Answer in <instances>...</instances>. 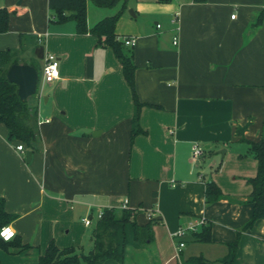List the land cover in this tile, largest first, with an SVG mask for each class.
Instances as JSON below:
<instances>
[{
	"label": "crops",
	"instance_id": "crops-1",
	"mask_svg": "<svg viewBox=\"0 0 264 264\" xmlns=\"http://www.w3.org/2000/svg\"><path fill=\"white\" fill-rule=\"evenodd\" d=\"M0 7L15 12L0 34V50L18 48L22 33L25 50L39 63L46 53L59 60V78L41 80L32 99L40 139L30 161L25 143L8 139L0 123V197L15 215L8 225L29 246L0 248V264H39L50 241L87 252L97 214L121 208L125 199L126 208L137 210L138 225L155 221L153 239L137 244L128 225L123 261L101 264H191L194 256L224 257L226 244L251 217L250 187L206 203L205 181L222 185L216 175L206 176L218 154L238 158L230 166L233 174L244 169L245 158L256 167L248 141L263 132L264 0H128L114 33L135 38L133 46L122 47L132 55L141 104L143 132L133 138L134 92L112 47L99 45L90 32L79 33L73 20L55 22L47 0H0ZM120 7L88 0V28ZM21 143L23 153L16 150ZM194 143L204 149L196 160ZM199 218L211 225L212 241L194 239L199 226L185 233L176 256L173 233ZM233 264H264V219L241 234Z\"/></svg>",
	"mask_w": 264,
	"mask_h": 264
},
{
	"label": "trees",
	"instance_id": "trees-1",
	"mask_svg": "<svg viewBox=\"0 0 264 264\" xmlns=\"http://www.w3.org/2000/svg\"><path fill=\"white\" fill-rule=\"evenodd\" d=\"M88 0H47L48 8L53 11L55 22L73 20L79 33L90 32L97 36L99 45L112 47L119 59L124 78L134 92L135 65L130 52L122 50L123 43L114 33L116 21L126 10L128 0H89L97 7L111 8L121 3L120 9L109 16L99 20L93 27L88 28L86 21V3ZM166 3L170 0H157ZM198 2L204 0H195ZM6 7H0V34L8 31L9 19L14 14ZM263 16L261 11L254 23L260 24ZM20 45L18 48H6L0 50V123L8 129V139H18L25 143L28 150H36L40 139L38 128L37 103L33 102V96L22 101L17 93V86L6 77V72L11 64H22L20 55L25 50L23 46V34H19ZM103 37V38H102ZM136 114L133 119L131 138L143 130L138 124V109L140 102L135 97ZM249 152L256 160V172L245 179L250 187L247 201L252 204V214L248 221L236 231V238L227 243L228 252L218 260H207L202 256H194L189 259L191 264H233L236 248L241 234L250 229L258 219H264V121L263 132L259 139L248 141ZM206 203H212L225 197L221 188L213 181L206 180L204 188ZM136 209L131 208H104L101 217L96 219L92 234L91 247L87 252H77L74 247L59 248L54 241H50L38 258L39 264H101L107 259L122 262L125 256V247L129 243L126 227L131 228L132 240L139 245L150 242L153 239L152 226L154 220L150 219L144 225H138L134 221ZM15 215L8 213L4 208V200L0 197V228L13 221ZM194 239L199 242H211V225L203 224L198 232L193 233ZM29 247L22 244L21 239L14 235L10 240L0 237V248Z\"/></svg>",
	"mask_w": 264,
	"mask_h": 264
},
{
	"label": "built area",
	"instance_id": "built-area-1",
	"mask_svg": "<svg viewBox=\"0 0 264 264\" xmlns=\"http://www.w3.org/2000/svg\"><path fill=\"white\" fill-rule=\"evenodd\" d=\"M234 15H232L233 17ZM176 21V17L172 19V22ZM160 25L157 24V27ZM119 40L122 41V43L125 46H133L135 42V38L132 36H123L121 38H118ZM39 41H41V38H39ZM173 45H178V37L174 36L172 40ZM59 78V60L56 56L53 54L46 53L43 56V67H42V73H41V80L44 83H50L53 82L54 80ZM16 150L20 152H24V146L23 143L18 144L16 146ZM204 152V149L201 145L198 143H194L191 147V157L193 160L198 159ZM127 200L125 199L123 203L121 204V208H126ZM102 212H99L96 216V219L101 217ZM84 224L89 225L92 222V218L89 216H86L83 218ZM205 224V221L203 218H199L197 222H192L186 227H179L176 232L173 233V238L177 241L175 243V250H176V256H178L179 252L181 249L184 247V242L182 240L183 236L185 235L186 232L189 231H195L197 227ZM11 231L12 235L7 236V231ZM15 235V231L12 229L10 225H5L0 228V237L7 241L13 238Z\"/></svg>",
	"mask_w": 264,
	"mask_h": 264
},
{
	"label": "rangeland",
	"instance_id": "rangeland-1",
	"mask_svg": "<svg viewBox=\"0 0 264 264\" xmlns=\"http://www.w3.org/2000/svg\"><path fill=\"white\" fill-rule=\"evenodd\" d=\"M20 61L25 62L28 64L33 65L37 71H38V86H37V91L41 89V73H42V63H39L37 58L34 56L32 52H28L27 50H24L21 55H20ZM45 88V87H44ZM35 95V94H34ZM33 96V95H32ZM217 162L216 166L212 168L210 171L207 173V179H210L211 174L216 175L215 177H219L218 180L220 181V184H222L221 190L224 195H227V197H231L233 193L235 192H241L245 191L248 189V186L246 184L245 179L247 177H250L251 175H254L256 172V167L253 163V160L251 158H245V160L242 162V167L244 169L238 170L236 172H232L230 166L233 164V166H236L237 163L239 162L237 157H230L228 154L227 156H222V154H218L217 156ZM252 163V166L250 167ZM212 180H214L212 178ZM226 191V192H225ZM96 215V214H95Z\"/></svg>",
	"mask_w": 264,
	"mask_h": 264
},
{
	"label": "water",
	"instance_id": "water-1",
	"mask_svg": "<svg viewBox=\"0 0 264 264\" xmlns=\"http://www.w3.org/2000/svg\"><path fill=\"white\" fill-rule=\"evenodd\" d=\"M131 11L129 10V13ZM38 56L42 58L41 49ZM6 77L17 86V93L22 101L36 94L39 79L38 71L33 65L28 63L11 64L6 72ZM25 157L27 161H30V150L26 151Z\"/></svg>",
	"mask_w": 264,
	"mask_h": 264
},
{
	"label": "snow or ice",
	"instance_id": "snow-or-ice-1",
	"mask_svg": "<svg viewBox=\"0 0 264 264\" xmlns=\"http://www.w3.org/2000/svg\"><path fill=\"white\" fill-rule=\"evenodd\" d=\"M7 236H11V232L10 231H7Z\"/></svg>",
	"mask_w": 264,
	"mask_h": 264
},
{
	"label": "clouds",
	"instance_id": "clouds-1",
	"mask_svg": "<svg viewBox=\"0 0 264 264\" xmlns=\"http://www.w3.org/2000/svg\"><path fill=\"white\" fill-rule=\"evenodd\" d=\"M11 232V231H10ZM11 235H12V233H11Z\"/></svg>",
	"mask_w": 264,
	"mask_h": 264
}]
</instances>
